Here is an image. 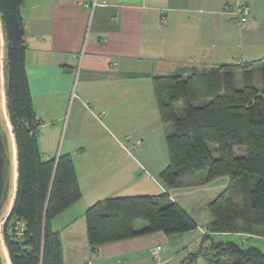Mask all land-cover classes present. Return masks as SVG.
Wrapping results in <instances>:
<instances>
[{
  "label": "crops",
  "instance_id": "crops-1",
  "mask_svg": "<svg viewBox=\"0 0 264 264\" xmlns=\"http://www.w3.org/2000/svg\"><path fill=\"white\" fill-rule=\"evenodd\" d=\"M93 2L92 8L85 6ZM240 5H247L250 15L238 24ZM21 15L39 150L45 159L70 155L82 193L51 223L63 264H156V247L163 249L161 264H211L212 239L221 235L209 231L212 216L200 226L170 194L179 187L169 190L159 180L169 151L153 78L196 74L203 97L205 78L221 66L257 65L262 59H244L264 50V0H24ZM87 106L104 114L98 117ZM127 137L142 141L141 147L127 152L122 145ZM162 194L179 204L197 229L91 250L85 218L91 206ZM136 223V229L145 226Z\"/></svg>",
  "mask_w": 264,
  "mask_h": 264
},
{
  "label": "trees",
  "instance_id": "trees-1",
  "mask_svg": "<svg viewBox=\"0 0 264 264\" xmlns=\"http://www.w3.org/2000/svg\"><path fill=\"white\" fill-rule=\"evenodd\" d=\"M23 3L0 0L5 90L18 152L17 193L3 225V239L12 264H63L60 238L51 223L77 204L82 193L71 156L45 159L39 150L38 120L25 70ZM254 66L224 65L208 75L204 106H196L201 98L198 75L153 78L161 122L173 127L167 135L169 164L159 180L171 189L193 180L209 183L229 178L228 188L208 206L213 219L209 231L224 236L253 238L264 232V91L259 90L260 82L264 86V74L255 81ZM238 67L245 72L242 88L236 87L233 76ZM223 84L225 91L221 92ZM179 104L182 114L177 112ZM209 145L216 146L218 157ZM235 148H245L246 154L237 156ZM85 218L93 252L102 245L139 236L158 232L172 236L198 227L168 194L107 199L91 206ZM14 220L25 223L22 238L13 232ZM137 221L145 226L136 229ZM209 261L264 264V251L232 240L212 239Z\"/></svg>",
  "mask_w": 264,
  "mask_h": 264
},
{
  "label": "rangeland",
  "instance_id": "rangeland-1",
  "mask_svg": "<svg viewBox=\"0 0 264 264\" xmlns=\"http://www.w3.org/2000/svg\"><path fill=\"white\" fill-rule=\"evenodd\" d=\"M252 56H256V57H252ZM253 58L262 59L257 65L254 66V68L252 67V69H253L252 76L255 78V81H256L257 78H261L262 75L264 74V69H263V66H264V50L257 51L256 53L250 52V56L245 57L244 62H249V61L253 60ZM3 67H4L3 74L5 75V60L3 61ZM233 72H234L233 76H234L235 81H236L235 82L236 87L242 88L243 76L245 73L244 69H242L241 67H238ZM259 90L261 92L264 91V86H263L262 82L259 83ZM207 102H208V99H206L205 97H201L199 99V101L196 103V106H204L207 104ZM177 112H179V114H182V104L178 105ZM65 128H66V125H64V130L60 131V133L62 132L61 133L62 137H64V135H65V130H66ZM165 128L167 131V135L173 132L172 125L165 126ZM125 142H126V138H125L124 143ZM131 144H129V145H131ZM209 148H210L213 156L215 158L218 157V152L216 151V146L209 145ZM134 150H136V149H132L131 152ZM133 153H134V156L139 161H141V163L147 168L146 163L142 162L140 154L138 152H133ZM236 154H237V156L245 155L246 154L245 148H236ZM168 160H169L168 159V153L165 150V157L163 160L164 164H168ZM160 164H161V162L158 163V165H160ZM147 170H148V168H147ZM140 173L142 175L145 174V172H143V171H141ZM183 182H186V180H184ZM251 182H253V180H251L250 183ZM190 183H187L188 185H186V183H183L184 185L181 186V188L179 187L174 192L171 191L170 194L172 196H174V198L177 200V202H179V204H181L193 216H195V218H197L200 226H204L205 223H208L207 217H211V214L209 212V208L207 207V205H209L210 202L214 201L222 192H224L228 188L230 180H229V178H222V179L215 180V181H212L209 183L204 182L203 180H198L197 181L198 184H196V181L194 180V182H190ZM185 185H186V187H185ZM175 188H177V187H175ZM169 190H170V188H169ZM237 199H238L237 203H239L241 201V197H238ZM15 222H16V220H14V223ZM3 225L4 224L0 225V231H1L2 237H4L3 236ZM136 225L138 227H140L142 225H145V222L137 221ZM214 240L216 242L218 240H232V241H235L237 244L241 245L242 247L256 246L259 249H261L262 251H264V232L259 233V235L255 236L254 238H248L245 235H230V236L218 235V236H216V238ZM224 264H228V263H225V261H224Z\"/></svg>",
  "mask_w": 264,
  "mask_h": 264
},
{
  "label": "water",
  "instance_id": "water-1",
  "mask_svg": "<svg viewBox=\"0 0 264 264\" xmlns=\"http://www.w3.org/2000/svg\"><path fill=\"white\" fill-rule=\"evenodd\" d=\"M3 35H4V29L0 15V224L2 222L5 223L7 218L10 216L12 212L16 198L17 187H18V152L16 146V156H15L14 145H16V140H15V136L13 140V136H12L13 132L9 127V122L11 124V120L7 105V97H6L7 112H5V107L3 103V85L1 81V63L3 59L5 60V52H4L5 45H4V49L2 46ZM7 115H8V120H7ZM15 161L17 162V167L15 166ZM15 173H17V179H15ZM5 248L6 247H5L4 239L1 236V231H0V264H9V262L7 261V254L5 253ZM10 264H12L11 260H10Z\"/></svg>",
  "mask_w": 264,
  "mask_h": 264
},
{
  "label": "built area",
  "instance_id": "built-area-1",
  "mask_svg": "<svg viewBox=\"0 0 264 264\" xmlns=\"http://www.w3.org/2000/svg\"><path fill=\"white\" fill-rule=\"evenodd\" d=\"M96 3H86L85 6L88 8H92L93 5H95ZM250 15V9L247 5H240L238 6L237 10H236V16H235V22L236 23H243L245 22V20L247 19V17ZM161 23L165 24L166 20L163 18L161 20ZM87 109H89V111L93 112L94 114H96L98 117L102 116L104 114V112H100L98 113L96 110L97 108L95 106H87ZM132 143V144H131ZM131 144V145H129ZM142 145V141L140 140H135L133 141V139L131 137H127L126 138V142L123 144V147L126 151L131 152L132 149H138L140 148ZM25 229V223L23 221H18L16 220L15 223H13V232L15 233V235L17 237H23V231ZM162 247H156L152 250V256L154 261L156 262V264H161L163 261L162 258Z\"/></svg>",
  "mask_w": 264,
  "mask_h": 264
},
{
  "label": "bare ground",
  "instance_id": "bare-ground-1",
  "mask_svg": "<svg viewBox=\"0 0 264 264\" xmlns=\"http://www.w3.org/2000/svg\"><path fill=\"white\" fill-rule=\"evenodd\" d=\"M3 37H4V35L2 36V46H3V49H4V44L5 43H3ZM3 61H4V59H3ZM3 61H2V63H1V81H2V85H3V103H4V107H5V112H7V109H6V91H5V75L3 74V69H4V67H3ZM7 120H8V115H7ZM9 127H10V129H11V131L13 132V127H12V125L10 124V122H9ZM13 136V140H14V134L12 135ZM15 147H14V150H15V156H16V145H14ZM15 166L17 167V162L15 161ZM15 179H17V173H15ZM4 222H2L1 224H3ZM0 224V225H1ZM5 253L7 254V261L9 262V264H10V260H9V257H8V253H7V250H6V248H5Z\"/></svg>",
  "mask_w": 264,
  "mask_h": 264
}]
</instances>
